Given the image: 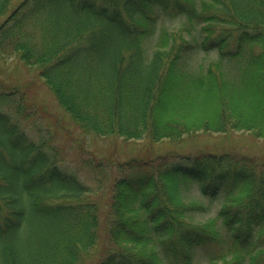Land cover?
<instances>
[{
	"label": "trees",
	"instance_id": "1",
	"mask_svg": "<svg viewBox=\"0 0 264 264\" xmlns=\"http://www.w3.org/2000/svg\"><path fill=\"white\" fill-rule=\"evenodd\" d=\"M0 55L37 67L86 133L264 139V0H0ZM36 113L0 83V264H81L101 226L118 249L97 264H264L257 155L148 147L116 164L101 218L52 130L21 122ZM203 199L221 203L196 220Z\"/></svg>",
	"mask_w": 264,
	"mask_h": 264
},
{
	"label": "rangeland",
	"instance_id": "2",
	"mask_svg": "<svg viewBox=\"0 0 264 264\" xmlns=\"http://www.w3.org/2000/svg\"><path fill=\"white\" fill-rule=\"evenodd\" d=\"M166 23L169 26L176 25L175 20L171 25ZM0 83L9 89L17 90L18 93H23L31 111L37 110L36 116L21 120L26 128L35 129L40 126L52 130L54 137L51 141L59 160V167L62 170L74 171L91 188L88 197L99 205L101 218L107 211L111 181L118 176L116 164L143 155L148 147L153 153L168 148H174L179 152L196 149L216 152L240 151L254 155L256 158L258 156L259 160L264 161V139L257 138L247 131L196 132L194 137L186 138L179 144L168 141L154 144L147 139L101 137L86 133L58 105L51 90L40 76L38 68L26 65L18 56L0 55ZM30 132L35 133V130L31 129ZM98 162H102V167H97ZM203 202L207 205L208 212L196 217V220L214 215L221 199H203ZM116 249L118 247L105 238V227L101 226L99 241L84 253L81 264H97L106 252Z\"/></svg>",
	"mask_w": 264,
	"mask_h": 264
}]
</instances>
